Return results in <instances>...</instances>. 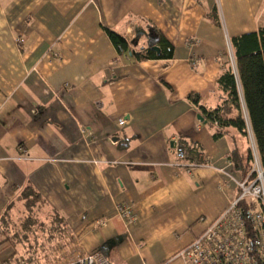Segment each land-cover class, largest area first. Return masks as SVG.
<instances>
[{"label": "crops", "instance_id": "1", "mask_svg": "<svg viewBox=\"0 0 264 264\" xmlns=\"http://www.w3.org/2000/svg\"><path fill=\"white\" fill-rule=\"evenodd\" d=\"M259 29L264 0H0V225L25 216L32 193V210L62 223L51 243L70 258L61 263L100 251L110 264H185L178 253L245 178L234 158L244 142L233 131L215 138L199 108L225 100L217 79L231 38ZM149 30L171 59L132 57L155 45ZM180 142L210 167L188 174L199 159L179 162ZM123 204L135 222L118 217Z\"/></svg>", "mask_w": 264, "mask_h": 264}, {"label": "trees", "instance_id": "2", "mask_svg": "<svg viewBox=\"0 0 264 264\" xmlns=\"http://www.w3.org/2000/svg\"><path fill=\"white\" fill-rule=\"evenodd\" d=\"M210 17L212 21L218 24L216 11L213 10ZM105 31L119 53L127 51L128 44L122 37L108 30ZM156 35L157 41L153 44L160 49V53L156 54L150 47L138 53L132 52V57L136 61L169 60L172 58V46L162 36ZM230 46L235 62L236 76L229 66L217 79V88L223 93L225 100L213 111H207L200 107L199 112L209 124L215 127V138L223 136L225 131L226 133L233 131L235 138L244 142V151L240 154L234 150V158H241L244 177H246L253 168V150L250 136L259 164L264 170V29L231 38ZM189 100L197 105L198 96L191 95ZM215 122H217L218 127L214 125ZM177 151L185 155V160H188L189 154L199 155L201 153L199 148L192 144L188 145L186 142H180ZM229 159L233 165L231 158ZM254 177L255 174H252L251 179ZM29 197L30 199L26 200L28 210L25 216L15 221L7 219L0 225V243L17 238L25 244L27 242L25 238L31 234L36 240L33 248H36L37 228H39L41 240L44 241L38 246H47L44 255L40 258L37 249L33 248L31 251L29 248L24 254H30L29 258L25 260L27 264L32 262L41 264L43 260L46 262L49 256L52 257L54 252H52L51 243L61 239L63 227L61 221L56 217L43 218L39 212L41 206L37 208V213L34 212L32 207L39 203V200L32 193L29 194ZM34 224L37 226L35 229Z\"/></svg>", "mask_w": 264, "mask_h": 264}, {"label": "built area", "instance_id": "3", "mask_svg": "<svg viewBox=\"0 0 264 264\" xmlns=\"http://www.w3.org/2000/svg\"><path fill=\"white\" fill-rule=\"evenodd\" d=\"M15 43L21 45L20 40H16ZM228 54L230 67L236 76L230 47ZM190 65L194 69L196 62L192 61ZM214 125L218 127L217 122ZM250 141L253 150V168L250 174L241 181L233 180L237 190L236 197L191 244L178 253L177 257L185 264H264V170L259 164L251 136ZM20 150L25 153V150ZM175 156L179 162L185 160L182 152L177 151ZM198 159L197 163L185 165L188 174L196 168L210 167L201 154L198 155ZM231 166L230 159H227L226 167ZM218 171L228 175L226 168ZM252 174H255L253 179ZM117 214L127 224L136 220L133 208L129 204L117 206ZM19 264L26 263L20 261ZM60 264L110 263L102 252L96 251Z\"/></svg>", "mask_w": 264, "mask_h": 264}, {"label": "rangeland", "instance_id": "4", "mask_svg": "<svg viewBox=\"0 0 264 264\" xmlns=\"http://www.w3.org/2000/svg\"><path fill=\"white\" fill-rule=\"evenodd\" d=\"M30 223V222H28ZM33 224V223H32ZM31 226V224H30ZM36 224H34V229ZM28 228V227H27ZM38 231V241H37V247H34V241L36 243V240L33 239V236L29 234L25 238L27 242L24 244V242L20 241L19 239L16 238V240L10 239L8 242L6 241L5 243H0V264H19L20 261H25L29 258L30 254L25 253L29 248L31 251L33 249H37L38 256L41 258L44 255L45 249L47 248L46 245L44 247H40L38 245L42 244L44 240H41V233L39 232V228H37ZM69 260L70 258L68 256L62 257L59 253H53L52 257L49 256V258L46 260H43L41 264H59L61 263L62 260ZM42 260V259H41ZM57 261V262H56ZM26 263V262H25ZM27 264V263H26ZM31 264H35V262H32Z\"/></svg>", "mask_w": 264, "mask_h": 264}, {"label": "water", "instance_id": "5", "mask_svg": "<svg viewBox=\"0 0 264 264\" xmlns=\"http://www.w3.org/2000/svg\"><path fill=\"white\" fill-rule=\"evenodd\" d=\"M148 37L149 39L152 41V42H156L157 41V35L152 31V30H149L148 31ZM152 51H154L156 54H159L160 53V49L157 47V46H151L150 47ZM198 120L200 122H202V118L200 116L197 117Z\"/></svg>", "mask_w": 264, "mask_h": 264}]
</instances>
